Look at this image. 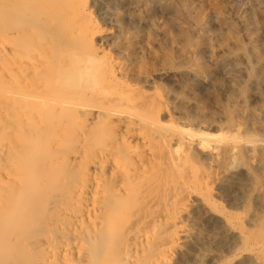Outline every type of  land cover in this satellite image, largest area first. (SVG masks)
I'll return each mask as SVG.
<instances>
[{
  "label": "bare ground",
  "instance_id": "6f19581e",
  "mask_svg": "<svg viewBox=\"0 0 264 264\" xmlns=\"http://www.w3.org/2000/svg\"><path fill=\"white\" fill-rule=\"evenodd\" d=\"M126 1L0 0V264H181L199 245L198 216L228 244L219 264H264V217L251 224L255 207L222 189L259 152L253 190L264 197V141L222 133L205 104L165 85L183 68L177 37L152 29L169 4ZM189 5L176 3V20ZM137 18L153 31L131 32ZM234 23L219 38L237 41Z\"/></svg>",
  "mask_w": 264,
  "mask_h": 264
},
{
  "label": "rangeland",
  "instance_id": "374dc122",
  "mask_svg": "<svg viewBox=\"0 0 264 264\" xmlns=\"http://www.w3.org/2000/svg\"><path fill=\"white\" fill-rule=\"evenodd\" d=\"M134 1L133 0H130V1L127 0L126 4L128 2V5H130V6L132 5L131 6L132 8L136 7V8H139L138 10H143V5L141 3H135ZM166 1L168 2L169 6L167 8L160 9V11L162 13L159 10L157 12L156 11H152L153 7H156L153 4L150 5L151 8L149 7L150 12H156L158 14L157 15L158 17L156 16V19L158 18V20L154 21V25H152L153 28H152L151 24L146 19H140V18H137V19L132 21V22L137 23L136 25H135V23L131 22V25L133 24L132 25L133 28H132L131 25H129V27L131 29V32L133 31L132 29H134V27L137 26L138 28L136 27V29H134V31L135 32L137 31L140 34H142L147 28H149V29L152 28L153 30L155 29L154 32L159 35V38L163 37L162 36L163 35L162 32H164V31H166L167 33H170V34H172V35L177 37L175 44L178 47L175 46V45L174 46L177 47V48H181L182 51H183L182 57H180L178 59L180 64L183 65V68H181L182 71L180 70L181 73L180 72L177 73L174 78H170V79H167V81H164L165 85H167L169 89L175 90L176 93H179L180 96L185 98V99H187V101L195 103V98H196L198 101L202 102L200 105H204L205 104L207 106V108L209 109V110L207 109L209 114H211L212 116L215 115L214 119L216 121V125L218 127H220V130H221L222 133L230 134V135H234V134L240 133L243 138L244 137H255L259 141H264V129H262V128H264V61H262V60H261V62L259 61L260 59H264V14H262V12H264V4H261V3H264V0H261L262 1L261 3H260V0L259 1L255 0V2L257 1L256 4H255L254 0L253 1H251V0H230V1L229 0H197L199 4L196 2V0H194L193 4L194 5L196 4L195 8H194V5L192 4L193 0H188V1L187 0H166ZM178 1H183L184 3L186 2V3L190 4L187 7H181L179 9V10L183 9V10L180 11V12H182L181 15L183 14L184 16H187V17L182 16L183 18H180L181 21L180 20H176L178 18L176 16H174L175 15L174 11L176 9V3ZM204 2H206V4L208 3V5L204 4ZM201 3H203V5ZM200 4H201V6H200ZM191 5H192V7H191ZM256 5H257V7H256ZM261 5H262V7H261ZM198 7L200 8L199 11L201 10L200 12L198 11ZM260 7H261V10H260ZM255 8L257 9V11L260 10L262 12L259 11L260 13L259 12L256 13ZM196 9H197V11H196ZM186 10H188V12ZM192 11L194 12V14H192L193 13ZM183 12H185V13H183ZM189 12H190V14H189ZM195 12H196V14H197V12H199L198 13L199 15L197 14L198 16H196ZM160 13H161V16H164V17H162L163 19L160 17V15H159ZM123 14H124L123 18H124L125 22H129V21H127V20H129V18H128L129 14L127 12V7H126V10L124 11ZM191 14L193 16H195V17H193ZM170 15H171V17H170ZM218 15H219V17H218ZM223 15L224 16L227 15V16L224 17ZM259 15H261V16H259ZM207 16H209L211 19L209 17H207ZM244 16H246L247 19L244 18ZM250 16H252V17H250ZM257 16H259V17H257ZM159 18L162 21L159 20ZM170 18L172 19V21H171ZM164 19H165V22H164ZM174 19L176 20V22L174 21ZM182 19H184L183 20V21H185L184 23H183ZM166 20H167V22H166ZM194 20H195V22H194ZM261 20H262V23H261ZM246 21H248L249 23L246 22ZM171 22L173 23V25H172ZM225 22L226 23L227 22H232V23L235 22L234 25L238 27V28L237 27L236 28H237L238 34H239V39L237 41L233 40V39H231V42H230V40L229 41H225L222 38V36H221L222 39L219 38V36H218L219 33H220V35H223L225 33V30H227L226 29L227 26H225ZM163 23H165V24H163ZM181 23H182V25H181ZM240 23L243 24V25H241ZM148 24L150 25V27H149ZM177 24L180 25L179 26L180 28L178 27ZM251 24H252V26H251ZM142 25H145V26H142ZM147 25H148V27H147ZM185 27L188 28V30ZM223 27H224V29H223ZM168 28L170 29V31H169ZM173 28H174V31L176 33L173 31ZM209 28L212 31H210ZM162 29H163V31L161 32L160 30H162ZM178 29H179V32H180V29L184 30V31H187V33H189L188 37L187 36H180V33L178 31H176ZM207 29L210 31V33H208ZM157 31H159V32L157 33ZM206 31H207L208 35H207ZM197 32H199V34ZM160 34H162V35H160ZM194 34H198L197 35L198 37H196ZM202 36H203V38L201 39ZM192 37L195 38V39L193 38V40H196V41H193V43L195 42L194 44L192 42L191 43L188 42L189 40L192 41ZM206 37H207V39H206ZM185 38H186V43H185ZM179 39H181V40H179ZM207 40H209L210 43L206 42ZM239 40H241V41H239ZM183 42H184V45H183ZM238 42H239V45L237 46ZM208 43H209V45H208ZM229 43H230V45H229ZM234 46H235V48H234ZM207 48H208V50H207ZM239 49H241V50H239ZM186 55H188V56H186ZM200 56H202V57H200ZM236 56L238 58H240L241 60L237 59ZM207 57H208V59H207ZM182 61L184 62L183 64H182ZM188 63H189V66H188ZM191 66L194 67L195 69L193 68V70H192V68H190ZM230 68H231V70H230ZM256 68H257V70H256ZM211 71H214V72H211ZM258 71L262 72V73L260 74ZM199 73H201V74L199 75ZM257 73H258V75H257ZM206 74H207V76H206ZM213 74H215L214 75L215 77L213 76ZM217 75L219 77H217ZM186 76H188V77H186ZM183 77H184V79H183ZM192 77H193V79H192ZM189 78H191L192 80L189 79ZM201 78L203 79V81H202ZM184 80L185 81L188 80L187 81L188 83H186ZM168 81L169 82L171 81L170 83L172 85L170 83H168ZM209 82H211V83H209ZM197 83H199V84L197 85ZM184 84H186V85H184ZM204 84H206V85H204ZM190 85H192V87ZM202 85H204V86H202ZM177 86H181V88H177ZM188 87H189V89H188ZM182 88H184V89L182 90ZM179 89H181V91ZM203 89H205L207 93ZM197 90H198V92H197ZM202 90L204 91V93H202L203 92ZM187 92H189V94ZM186 94H187V96H186ZM203 97H204V99H203ZM210 104H211V106H210ZM212 105H214V106H212ZM237 105H239L238 106V110L239 111L237 110V107H236ZM241 106H243L242 109H240ZM226 110H228V111L226 112ZM242 110H243V112H242ZM199 111H201V110L199 109ZM235 111H238V112L235 113ZM247 111H248V113H247ZM249 111L251 113H249ZM201 112H203V111H201ZM206 112L207 111H205V113ZM230 112H232V116L234 115L233 119L231 121L229 119ZM239 114H242V115H239ZM247 115H248V117H247ZM253 116H254L255 119L253 118ZM240 117H241V119H240ZM219 118H220V120H219ZM221 118H223V119H221ZM246 120H248V121H246ZM251 121H252V123H251ZM248 124L250 125V127H249ZM251 126H252L253 129L251 128ZM223 129L225 131H223ZM240 129H241V132H240ZM217 131H219V130H217ZM248 131H250L251 133L248 132ZM258 153L259 152H256V154H247L246 157H245L246 160L244 162L245 165H243L241 163V161L238 160L237 164L241 165L243 172L240 171V172H237V175L236 174L230 175V177H228L225 180H223L224 182L222 183V187H223L222 189H223L224 197H225L226 200L228 199V201L230 203L232 202L231 204L234 203V205L237 206L240 209L246 203H251L252 207H255V208H252V209L250 208L249 212L246 213V218L248 217L247 220L249 222H251V224L254 223L255 221H257L259 218L264 217V214H262V213H264V210H262V209H264V199H262L264 197L258 198V195H257L258 192L253 190V181H254L253 177H254L255 174H253L252 169L255 170V169H258V168H260L262 166L259 163L260 159H262V155H260ZM252 156H253L254 159L252 158ZM258 158H259V161L255 160V159H258ZM252 160H253V162L254 161L255 162L253 163ZM236 162H237V160H236ZM231 177H233V178H231ZM229 178H231V179H229ZM234 181H235V183H234ZM230 186H232V187H230ZM230 192H231V194H230ZM226 193H228V195ZM229 196L232 199V201H231L230 198H226V197H229ZM256 198H258V199H256ZM254 202H257V204H259V206H257V205L255 206L256 203H254ZM238 204H240V205H238ZM256 210L257 211L260 210V211H258L259 212L258 214L256 213L257 212ZM254 214H255V216H254ZM248 215L249 216L251 215V216L249 217ZM256 217H258V218H256ZM198 218H199V216H198ZM198 218L193 220V222L191 223V228H192V231L195 232L196 235H197V236L195 235V237H199V242H197V243H199V245H197V247H194L195 249L192 248L193 250L190 251L186 255L187 257H185V259L183 260V263L184 264L185 263L186 264H193V263L194 264H200V263L201 264L202 263L203 264H205V263L206 264H214V262H215V260L213 259V257H214L216 259V261H217V262H215V264H219L220 263L219 256L221 255L220 252L223 251L224 248L226 249L228 244L224 241V239H223V237L220 234L218 229H216V228L213 229L211 227L206 226L205 223L203 221H201V219H198ZM196 229L198 231H200V229H201L200 232H202V233L197 232ZM208 231H210V232H208ZM213 231H214V233H213ZM215 231H216V234H215ZM211 233H213V234H211ZM212 239H214V240L212 241ZM218 239H220V240H218ZM221 241L224 242V243L222 244ZM213 242L216 245L212 244ZM200 243H201V245H200ZM218 244H221V245H218ZM236 244H237L236 241H233V243H231V247H232L231 250L235 247ZM209 245H211V246H209ZM222 245H223V247H222ZM199 246H200V248H199ZM205 246H208V248L205 247ZM201 247L203 249H205L204 250L205 253L203 252V249ZM213 247L216 248L215 250H217V251H215ZM201 250H202V253L200 252ZM206 251L207 252L208 251L209 252L213 251L214 253L213 252L212 253L211 252L207 253ZM198 255L199 256L201 255L200 256L201 258ZM190 256H191V258H190ZM202 256H203L204 260L202 259ZM192 261H195V262L192 263ZM210 261H212L213 263L210 262ZM240 262L241 261H239V260H235L234 263L235 264H254V262L249 261L247 259H245L244 262H241V263ZM183 263H181V264H183Z\"/></svg>",
  "mask_w": 264,
  "mask_h": 264
}]
</instances>
